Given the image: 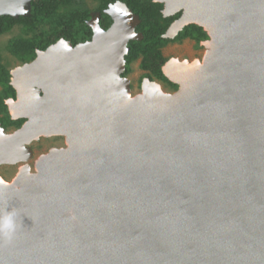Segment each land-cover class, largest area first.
Returning a JSON list of instances; mask_svg holds the SVG:
<instances>
[{"label": "water", "instance_id": "obj_1", "mask_svg": "<svg viewBox=\"0 0 264 264\" xmlns=\"http://www.w3.org/2000/svg\"><path fill=\"white\" fill-rule=\"evenodd\" d=\"M151 1L181 12L165 38L206 32L207 69L173 65L175 93L147 80L130 98L120 77L141 35L120 3L90 42L18 72L10 115L25 122L19 140L0 129V165L43 133L67 148L39 159L43 185L0 179V264H264V0ZM23 3L0 0V17ZM72 199L83 231L61 217Z\"/></svg>", "mask_w": 264, "mask_h": 264}, {"label": "rangeland", "instance_id": "obj_2", "mask_svg": "<svg viewBox=\"0 0 264 264\" xmlns=\"http://www.w3.org/2000/svg\"><path fill=\"white\" fill-rule=\"evenodd\" d=\"M31 1L32 0H24V3L21 5V16L27 17L29 15ZM101 4L102 0H74L68 5L60 6L57 10V14L66 15L69 13L87 12L89 18L85 21V25L90 28L91 31L93 25H98L100 29H102V27L100 26V21L102 20L104 21V26L106 27V29L102 30L105 31L109 29L114 22L112 16L121 14L126 10L119 2L111 3L108 4L105 8H103L102 13L104 18H101L100 13L98 11V9H100L101 7ZM159 4L163 5V11L165 9L166 4L164 2ZM180 16L181 12H178L174 15L166 16L164 18L173 19V23L177 21ZM131 19H134L133 16H131ZM56 31H60L58 23L54 20H49L41 23L36 22L30 28L21 25L15 26L10 31L0 34V66L5 68L9 72L10 83L12 84V86L15 85L16 74L23 70L27 65L31 64L35 59L38 58L39 55L46 56L59 45H69L73 48L76 45L90 42L92 38L91 37L88 41L78 42L76 45H72L67 40L59 39L53 44L47 46L45 50H36L33 59H29L26 62L22 61L19 57L16 56L18 51L23 49L24 44H34L42 42V45H44L45 38L52 32ZM78 35L79 30L75 29L74 36ZM79 38L80 36H78V39ZM209 41L210 39L208 38L207 41H203L197 44L192 40L185 39L182 41H176L167 44L162 49V54L165 59V63L163 65L162 70L164 69V72L166 73L165 68H171L173 65L191 66L195 62L202 63L207 50V42ZM139 64L140 60L133 62L130 65V72L124 77L121 74L120 77L121 80L124 81L128 86L130 98H134L142 94V87L144 84H146V82H148V79L144 77L145 72L140 69ZM150 82L156 84L164 94H173L176 92L170 89L166 84L161 83L157 80H152ZM15 94H17L16 91ZM16 100L17 98H15V101H5L6 110L10 117V113L15 105ZM20 128L15 129L10 127L5 131L1 130V132L6 137H11L15 140H19ZM20 144L22 147L21 155L13 159V161L11 162L3 163L0 165V179L17 190H19L20 187L15 184V180L21 172H25L27 175L37 174L35 164L39 161V159L46 156L52 150H60L67 148V144L65 142L64 137L49 135L45 133L41 134L40 136L29 142L21 141ZM74 204L75 200L72 199L70 201L68 209H66L67 212L65 213V215H63L62 213L61 217H63L64 221L69 225L70 228H72L74 223H76L75 230L78 232L83 231V227L80 220L77 219V217L73 214L72 208ZM71 232L73 231L71 230Z\"/></svg>", "mask_w": 264, "mask_h": 264}, {"label": "trees", "instance_id": "obj_3", "mask_svg": "<svg viewBox=\"0 0 264 264\" xmlns=\"http://www.w3.org/2000/svg\"><path fill=\"white\" fill-rule=\"evenodd\" d=\"M74 0H33L30 2V11L27 17H0V34L10 31L15 26L31 27L36 22H45L54 20L58 23L60 31L52 32L45 38V43L24 44L23 49L19 50L17 57L26 62L33 59L36 50H45L47 46L53 44L59 39L67 40L72 45L78 42L90 40L92 31L85 25V21L89 18L87 12L69 13L66 15H58L57 10L62 5H68ZM122 3L127 9L137 17L138 24L135 32L141 35L139 41H129L127 44V54L124 56L125 66L122 76H126L130 72V65L140 60L139 67L145 72L144 77L149 81L157 80L166 84L173 91L177 90V86L163 75L162 67L165 59L162 49L171 42L189 39L199 44L208 40V35L201 27L196 25H188L184 27L173 39L165 38V34L170 27L173 19L164 18L161 14L163 5L154 3L151 0H102L100 9H98L101 18L103 16V8L111 3ZM102 29H106L104 21H100ZM79 30L80 38L74 36V30ZM0 127L6 130L13 127L19 129L24 119L11 120L5 105V100L15 99V91L10 85L9 72L0 66Z\"/></svg>", "mask_w": 264, "mask_h": 264}, {"label": "bare ground", "instance_id": "obj_4", "mask_svg": "<svg viewBox=\"0 0 264 264\" xmlns=\"http://www.w3.org/2000/svg\"><path fill=\"white\" fill-rule=\"evenodd\" d=\"M211 50H212V46H208V48H207V50H206L205 58H204L203 62H202V63L195 62L194 64H197V65H199V66H201V67L207 69V62H206V61H207L208 56L211 54ZM34 63H36V60L34 61ZM165 71H166V74L168 75L169 78L174 79V78H173V73H172L171 68H169V67H168V68H165ZM154 87H155L154 85L145 84V86H144L143 89H142L143 93L139 95L138 99H139V98H144L145 95H148V94L151 93L152 91H155V90H154V89H155ZM159 89H160V88H159ZM20 93H21V91H20ZM21 94H22V93H21ZM159 94H160L162 97H166V96H167V94L162 93L161 89H160V91H159ZM24 100H25L24 96L22 97V99H17V100H16V102H15V107H16V109H17L18 107L23 106V101H24ZM65 137H66V139H67V136H65ZM35 169H36V171H37V174H34V177L37 179V181H38L41 185H43V179H42V176H41V174H40V165H39V161L35 164ZM30 176H32V175H30ZM75 207H76V204H75L73 210L76 209ZM66 212H67V211L64 212V215H65ZM75 214H76V213H75ZM76 216H77V215H76ZM75 228H76V223H74V225H73V229H75Z\"/></svg>", "mask_w": 264, "mask_h": 264}, {"label": "flooded vegetation", "instance_id": "obj_5", "mask_svg": "<svg viewBox=\"0 0 264 264\" xmlns=\"http://www.w3.org/2000/svg\"><path fill=\"white\" fill-rule=\"evenodd\" d=\"M170 25H171V24H170ZM0 89H1V87H0ZM0 91H1V90H0ZM15 98H16V94H15ZM7 100H11V99H7ZM5 101H6V100H5ZM12 101H15V99L12 100ZM4 103H5V102H4ZM8 115H9V114H8ZM9 117H10V116H9ZM10 119H11V117H10ZM11 120H12V119H11ZM12 128H13V127H12ZM0 129L3 130V131H5V130H4L3 128H1V127H0ZM7 129H8V128H7Z\"/></svg>", "mask_w": 264, "mask_h": 264}]
</instances>
